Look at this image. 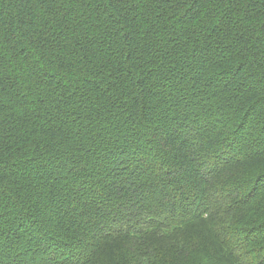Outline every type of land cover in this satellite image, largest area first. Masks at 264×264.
Listing matches in <instances>:
<instances>
[{"label": "trees", "instance_id": "16d2710c", "mask_svg": "<svg viewBox=\"0 0 264 264\" xmlns=\"http://www.w3.org/2000/svg\"><path fill=\"white\" fill-rule=\"evenodd\" d=\"M264 0H0V264H264Z\"/></svg>", "mask_w": 264, "mask_h": 264}, {"label": "snow or ice", "instance_id": "6c2138e0", "mask_svg": "<svg viewBox=\"0 0 264 264\" xmlns=\"http://www.w3.org/2000/svg\"><path fill=\"white\" fill-rule=\"evenodd\" d=\"M258 180L260 187L264 188V175H261Z\"/></svg>", "mask_w": 264, "mask_h": 264}]
</instances>
